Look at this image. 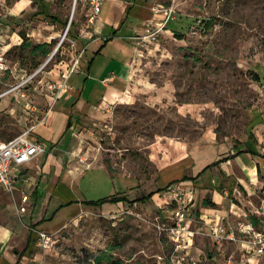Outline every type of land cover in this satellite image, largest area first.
Segmentation results:
<instances>
[{
  "label": "rangeland",
  "instance_id": "rangeland-1",
  "mask_svg": "<svg viewBox=\"0 0 264 264\" xmlns=\"http://www.w3.org/2000/svg\"><path fill=\"white\" fill-rule=\"evenodd\" d=\"M17 1L0 0L4 29L18 33L21 42L26 34L32 44L57 32L51 53L62 44L46 71L63 62L70 69L78 54L74 41L92 31L90 6L83 0H44L48 13L64 21L57 25L50 18L35 16L38 3L32 0L26 11L9 16L8 8ZM154 4L172 9L174 19L158 42L136 44L126 99L109 106V115L102 120L85 126L86 132L78 138L79 151L71 156L76 165L87 169L74 187L79 199H104L118 185V177L100 171L99 165L134 178L137 197L155 194L145 203L124 204L111 213L92 208L75 215L66 225L64 250L82 256L57 251L50 253L53 264H97L98 257L99 264H170L172 245L159 228L161 218L170 211L161 201L164 190L156 192L158 173L196 148L212 155V161L233 158L235 146L243 147L249 137L250 111L264 112V0H154ZM33 32L36 38L30 37ZM19 47L6 59L9 65L21 63L22 76L38 69L51 55L34 69L31 58ZM19 80L11 77L8 84ZM6 86L1 85L0 91ZM49 93L47 89L26 92L34 102L36 96L45 98ZM16 124L9 115L0 119L7 139L20 133ZM69 139L67 135L63 143ZM260 162L253 172L241 163L234 175L212 181L211 186L193 179L192 187L203 190L199 195L203 200H213V192H220L221 206L229 208L230 218L247 215L264 220V159ZM44 205L46 195L39 198L26 222L46 218L40 226L48 233L62 226L70 210H78L76 206L62 209L51 218L52 207ZM220 248L208 236L197 235L192 248L195 264H208L213 254L219 264H241L235 243L224 242ZM88 255L90 263L85 259Z\"/></svg>",
  "mask_w": 264,
  "mask_h": 264
},
{
  "label": "crops",
  "instance_id": "crops-1",
  "mask_svg": "<svg viewBox=\"0 0 264 264\" xmlns=\"http://www.w3.org/2000/svg\"><path fill=\"white\" fill-rule=\"evenodd\" d=\"M31 2V0H19L8 8L7 14L17 16L26 11ZM155 5L154 0H106L97 21L90 26L92 31L87 35H81L78 41H74L73 46L78 54H76L73 66L69 69L63 62L54 69L47 70L45 77L54 82H62L64 77L69 75L66 79L68 89L55 102L54 108L46 120L31 133L33 139L45 143L46 153L19 169L16 192L13 195L0 188V193H4V195H0V264H32L33 260L44 259H48L50 264L54 263L52 262L53 254H48L46 257L36 247V241H34L36 231H45L41 229L40 224L46 218H43L42 221L28 220L26 222L29 213H34L39 198L41 199L44 195H46V205L44 206L46 209L52 207L54 211L51 218L62 209L67 210L74 206L78 209L70 210L66 216L67 220H64L62 226L54 232L61 229L75 215L88 212L92 208L103 213H111L124 204H128L127 202H106L102 206L96 207L87 205L88 200L77 198L74 187L77 185V180L84 179L87 169H81L76 165L71 155L73 151H79L78 138L86 132L85 126L89 122L102 120L109 115V110H107L109 106H114L126 99L131 63L137 52L134 37L142 33L145 23L160 19L152 11ZM63 22L59 19L56 23L58 25ZM5 31L6 34H9V30L5 29ZM9 35L12 36V39H1L3 52L22 43L18 33L13 32ZM57 36V32H54L48 40L39 41L38 44L51 43ZM30 37L36 38L37 34L34 35L33 32ZM19 67L23 72L20 65ZM22 72L16 73L13 79H19ZM10 78L5 83H8ZM7 98L6 103H0V119L8 115L15 118L16 127L19 131L21 130V133L29 125V122L22 113V105L10 97ZM34 99L41 108H46L53 103V100L48 96L45 98L36 96ZM262 112L259 110L250 111L249 133L252 132L253 139L247 138L244 146L237 148L236 152H243L238 155L233 153V158L228 157L227 160L212 161V155L196 148L193 153L179 157L158 173L155 182L157 190L179 181L183 176H186V171H189L188 180L181 182L193 189L194 201L190 205V211L195 217L199 221H203L217 215L227 216L229 208L221 206L224 203L223 195L220 192H213L212 201L215 206L204 207L203 197L199 199L203 190L200 191L198 187H192L193 179L211 186L212 181L218 182L234 175L236 167L241 163L253 172V169L261 164L260 160L264 159V112L261 115ZM2 129L0 128V144L13 138L7 139L6 133H3ZM67 135H70V141L64 144L63 141ZM246 150L254 154L246 152ZM217 162L220 163L207 168ZM97 168L111 177H118L119 180L118 185L112 187L111 194H108L109 196L106 198L126 197L128 201L139 198L134 190L136 186L134 178L124 173L110 171L105 165H99ZM20 189H24L29 196V200L25 204L27 208L25 213L19 211V208L24 205L21 202ZM31 198H34L33 203H31ZM46 212L47 210H45V214ZM246 219L256 225L264 221L259 217H246ZM241 255L239 260L241 264L263 263L262 259H246L242 252ZM210 257V260H216L219 263L214 254Z\"/></svg>",
  "mask_w": 264,
  "mask_h": 264
},
{
  "label": "built area",
  "instance_id": "built-area-1",
  "mask_svg": "<svg viewBox=\"0 0 264 264\" xmlns=\"http://www.w3.org/2000/svg\"><path fill=\"white\" fill-rule=\"evenodd\" d=\"M83 1L90 6L88 26L93 25L97 21L106 0ZM152 11L160 19L158 21L150 20L145 23L142 33L134 37L136 44L158 42L159 36L167 23L174 19L172 9L154 6ZM2 18L4 17L0 13V84L7 86L0 91V101L5 97H10L19 102L22 105L23 115L29 122V125L21 133L0 144V188L13 195L16 192V180L19 169L44 155L47 151L45 143L33 139L31 133L39 124L46 120L53 110L55 102L67 92L66 79L69 75L65 76L62 82H54L50 78L45 77L46 67L59 51L61 43L38 69L30 74L25 73L14 84L5 83L8 78H14L16 73L22 71L17 63L14 65L7 63V51L3 52L1 48V39H12V36L6 34L1 22ZM70 24L71 21L68 28ZM40 74L43 75L37 80ZM31 89L34 91L47 89L50 92L47 96L53 100V103L46 108H41L27 96L26 92ZM185 186L186 184L181 181L174 183L165 188L162 193L163 198H161L164 207L170 211V214L162 217L159 223V228L165 231L168 241L172 245V253L168 257L170 264H185L188 261H192L195 264L192 257V248L199 234L208 236L218 246H221L224 242L235 243L246 259H262V264H264V221L256 225L248 221L245 216L236 217L234 215L233 218H230L228 215L224 217L217 215L214 218L199 221L200 224L198 225V219L190 211V205L194 201L193 189ZM19 192L22 195L21 202L24 204L19 208V211L25 213L27 211L25 204L28 202L29 196L24 189H20ZM66 225L53 233L36 231L35 244L42 254L47 256L50 253L63 251L71 253L75 258L82 256V253L64 250ZM85 254H88V252L86 251ZM85 259L90 263L92 260L91 255L86 256ZM32 264L50 263L47 259H44L33 260ZM208 264L219 263L216 260H210Z\"/></svg>",
  "mask_w": 264,
  "mask_h": 264
},
{
  "label": "trees",
  "instance_id": "trees-1",
  "mask_svg": "<svg viewBox=\"0 0 264 264\" xmlns=\"http://www.w3.org/2000/svg\"><path fill=\"white\" fill-rule=\"evenodd\" d=\"M34 3H38V11L34 14L35 16H42L43 18H50V20L53 23L58 22V19L55 16H52L48 13V5L44 0H32ZM22 43L20 44V50L21 52H25L27 57H30L32 60V68L36 69L40 64H41V59H45L49 56V54L52 51V45L53 43H41V44H32L28 37L26 36V34L22 35ZM16 47L11 48L10 50L7 51L6 55L8 56L10 54V52L12 50H14ZM21 65V63H20ZM249 139H253V134L252 132L249 133L248 135ZM239 145H236L235 148H238ZM243 151H238L237 154L241 153ZM245 152V151H244ZM246 152H249L251 154H254L252 152H250L249 150H246ZM264 158V156H263ZM227 160V159H226ZM220 162L214 163L210 166H208L207 168H210L211 166H216L218 165ZM110 171H112L111 169H109ZM188 180L187 176H183V178H181L179 181H175L172 182L168 185H166L163 188L158 189L156 192H162V190H165V188L169 187L170 185L180 182V181H185ZM155 193H151L148 196H142L139 197L133 201H128L126 197H109V198H104V199H100L97 201H88L86 202L87 205L90 206H96V207H100L102 206L104 203L106 202H111V203H119V202H127L129 204L132 203H145L147 200L151 199L153 197ZM203 206L204 207H214L215 203L210 200V199H204L203 200ZM34 241H36V234H35V238ZM32 243V242H31ZM96 263L99 264L101 257L96 259Z\"/></svg>",
  "mask_w": 264,
  "mask_h": 264
},
{
  "label": "bare ground",
  "instance_id": "bare-ground-1",
  "mask_svg": "<svg viewBox=\"0 0 264 264\" xmlns=\"http://www.w3.org/2000/svg\"><path fill=\"white\" fill-rule=\"evenodd\" d=\"M73 13H74V10H73ZM73 15V14H72Z\"/></svg>",
  "mask_w": 264,
  "mask_h": 264
}]
</instances>
